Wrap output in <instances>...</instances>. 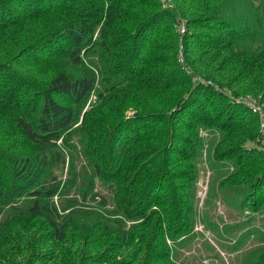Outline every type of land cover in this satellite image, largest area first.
Returning a JSON list of instances; mask_svg holds the SVG:
<instances>
[{"label": "trees", "instance_id": "trees-1", "mask_svg": "<svg viewBox=\"0 0 264 264\" xmlns=\"http://www.w3.org/2000/svg\"><path fill=\"white\" fill-rule=\"evenodd\" d=\"M172 2V8H166L161 0H0V127L6 118L26 139L28 147L37 150L35 155L25 156L6 146L0 155V168L7 170L0 171V205L9 208L0 223V264H19L15 248L23 243L30 244L26 250L37 249L30 250L20 264H163L171 257L167 236L176 244L193 239V206L187 204V194L181 190L185 186L177 179H196V167L191 162V174L185 178V171L180 172L177 165L182 159L194 160L203 142L199 138L193 141L177 130L179 123L186 124L185 116L190 121L192 117L199 119L201 112L212 115L213 102H209V109L197 105L192 97L180 98L182 84L178 77L184 71L179 68L171 73L155 69L150 74L145 69L137 72L134 62L149 59L162 45L156 44L160 38L169 40L168 49L174 56L181 36L175 32V20L181 16L187 24L181 40L185 73L188 68L190 73L193 71L187 76H204L213 84L208 87L220 86L234 94L262 93L264 100V0ZM33 3L38 6L33 8ZM149 29L151 35L146 34ZM41 45L50 47L48 53L54 57L49 63L60 66L45 86L28 79L32 78L36 59L31 52ZM15 51L26 73L7 61ZM98 52L105 63V67H98L106 77L103 90L97 89L96 72L85 67V57ZM174 59L171 68H176ZM124 75L132 79L119 92L115 88L117 77L122 78L120 82ZM164 80L170 81L165 84ZM9 81L13 98L1 92L2 83ZM160 84L171 85V89ZM96 92L102 99L108 92L129 100L133 107H147L149 112L141 110L140 116L145 119L146 113L150 117L142 129L139 124L132 128L131 123L110 113L117 123L104 145H98L99 137L93 138L94 147L81 153L87 164L79 169L67 144L75 135L84 147L89 144L86 136L91 130V112H82ZM60 98L68 99V103ZM240 106L243 113H248L249 109ZM3 111L7 115L4 119ZM154 117L159 119L148 124ZM163 120L166 129L159 139L161 146L135 151L133 147L144 139L143 135ZM247 148H233L231 152L243 163L264 155ZM67 153L70 160L63 180L54 174V168L65 166ZM97 180L109 185L108 193L95 191ZM233 181L220 184L221 200L244 211L237 198L256 195L260 210L264 174L256 186L249 188L237 187ZM36 222L49 228L45 233L53 234V241L73 243L78 252L72 257H67L65 250L58 257L53 253L46 256L47 252H37L48 243L41 231L30 234L27 229L16 235L8 231L24 230L27 224ZM204 222L218 230L211 220ZM231 229L229 225L223 227L226 233ZM100 234L116 236L105 248V255L89 252L91 245L100 243ZM260 241L261 245L244 253L240 264H264V234ZM206 249L214 250L212 246Z\"/></svg>", "mask_w": 264, "mask_h": 264}, {"label": "rangeland", "instance_id": "rangeland-1", "mask_svg": "<svg viewBox=\"0 0 264 264\" xmlns=\"http://www.w3.org/2000/svg\"><path fill=\"white\" fill-rule=\"evenodd\" d=\"M161 4L168 8L164 2ZM32 5L33 8L38 6L36 3H33ZM180 20L186 21L181 16H178L175 20V32L179 35V26L181 25ZM151 32L152 29H149L146 31V34L151 35ZM182 38L183 36H180V44L178 43L177 53H175L174 56H171L172 49H168V47L171 48L169 40L160 38L156 41V44L159 43L162 45L152 52L149 59L145 62L142 60L134 62L137 67V72L145 69V72L150 74L155 69H159L161 72L171 73L179 68L182 72L184 71V73L181 75L179 74L180 76L178 77L182 84V88H172L180 89L179 97H186L188 100L192 97L193 100L197 99V105H204L209 109V102H213L212 115L208 113V115L205 116L201 112L199 119L192 117V120L190 121L185 116V120L187 121L186 124H190L191 126L184 125L182 122L178 124L179 127L177 131L185 132L187 135L186 137H190L193 141H196L197 138H199L203 142V145L194 160L182 159V164L177 165V168H181L179 170L180 172L185 171L183 172L185 178H188L191 174V171L188 170L191 162H193L196 167V179L189 182L177 179L178 183L184 184L185 186L181 190L185 195L187 194V204L193 206V229H190L192 234L191 238L193 239L190 242L176 244L172 238L167 236V243L171 257H169L170 261L163 264H240V258L244 253L256 245H261L260 240L262 234H264V200L259 207L261 209L257 210V204L260 200L256 198V195L238 197L237 203L243 207V211L238 205V207L231 206L221 200L222 194L220 191V184H229L232 182L233 178L235 186H247L246 188H249L250 186H256V184L261 181V177L264 174V155L260 154L259 157H254V159H251L247 163H243L240 161L239 156L236 155L234 151H231L233 148L248 146L249 148L247 149L254 148L259 152L264 153V100H262V93L234 94L232 91L226 88L223 89L220 86H214L213 88L208 87L212 83L209 79L204 78V76L193 74V76L188 77L186 73L188 72V74L191 75L193 71L190 73L189 71H191V68H188L185 73V53L181 43ZM49 48L48 45H41L40 49L36 52H31L32 56L36 59L34 60L35 66L33 68L32 78L28 79L35 83L42 84L43 86H45L46 82L60 69V66L54 67L52 63H49L54 57L48 53ZM15 54L16 51L7 59V61L9 63H15L16 68L21 73H26L25 66H20L18 64L17 55L15 56ZM173 58H175L174 60L177 63V65H175L176 68H171V61ZM21 59H23V57ZM25 60L26 58L23 61ZM85 62V67L94 70L97 74V89L103 90V78L106 77L101 75L98 67L99 65L105 67V63L100 52L90 58L85 57ZM113 68L116 69L115 67ZM105 76H107L106 73ZM120 79L122 78L117 77L118 84L115 87L119 92L123 90L121 88L127 84V81L132 78H126L124 75V80L119 82ZM169 81L170 80H164L162 82L166 84ZM118 85L120 86L118 87ZM164 85H162V88H170L171 86ZM11 88L12 85L10 81L2 83V94L9 93L8 97L13 98V95L10 93ZM162 95L167 96L163 93ZM60 99L63 102L68 103V99ZM241 99L251 101L252 104L256 101L259 106H256V109L250 108L248 105L244 104ZM6 105L10 106V101H6ZM240 105L249 109L248 113H243ZM24 107L26 106H23V108ZM151 108H153V106H151ZM174 109L175 108H173V110ZM87 110L91 112L89 115V127H91V130L88 131L89 134L86 136L89 144H86V147H84L78 135H75L70 143L67 144L68 149L75 156L79 169L81 166L87 164V161L81 156V153L88 148L91 149L94 147L95 142L93 138L99 137L101 142L98 141V145H104L107 141H105L107 134L110 132V129L112 130L114 128V124L117 123L116 120H114V117H109L110 113L113 112L114 116L118 115V120H124V123H131L129 125H131L132 128L137 127L139 124L140 128L143 129V122H145L147 117H150V115L146 113H144L146 116L145 119L140 116L142 113L141 110L149 112L147 107H133L129 100L127 101L119 95L108 92L104 99L99 98L97 92L92 94L82 113ZM170 111L171 109L169 112ZM158 113L163 114V112ZM182 114L184 115V113ZM2 117L3 119L4 117H7L6 113H4ZM234 117L237 121H234ZM188 118L191 117L188 115ZM82 119L83 116L81 117L80 122ZM155 119H159V117L151 118L147 121L148 124H151L152 122V124H154ZM165 124L166 121L164 122V120L159 122L156 128H153L151 131L143 135L145 136L144 139L141 140L135 148L133 147V149L136 151L143 148L160 147L162 143H159V139L165 132L166 126L163 127ZM97 130L98 132H95ZM6 146L11 147L13 153L20 155L33 156L37 153V150L34 147H28L26 139L21 135L18 129L13 127V125L5 118L0 127V155L5 153ZM189 149L194 151L192 147H189L188 150ZM63 150L66 154V148L63 147ZM235 151L240 152L239 150ZM69 160V153H67L65 166L60 164L54 168V174L60 179L64 180L67 177ZM0 171L7 173V170L4 167H1ZM95 191L108 193L109 185H104L100 180H97ZM71 195H74V192ZM55 200L60 204L59 197H56ZM244 203H246L247 207ZM6 209L9 208L1 207L0 205V223L6 219ZM204 220H211L214 222L218 226V230L216 231L207 227ZM224 225H229L233 227V229L226 233L223 231ZM23 229L24 230L11 228L8 230V228H5V230L12 232L13 235L25 233L28 230L30 234L35 233L36 231L44 233L45 239L48 243H45V246L39 248L37 252H40V254L47 252L46 256L48 253H53L55 255L54 257H58L65 250L67 254L66 256L72 257L75 252H78L76 245L73 243L65 242L63 244L53 241L54 235L51 233H45V231L49 230L47 226H41L36 222L33 224H27ZM23 237L27 240L24 235ZM100 237V243H94L91 245L89 252L93 254L97 253L98 255H105L107 252L105 248H108L107 246L110 244V241L115 239L116 236H102L100 234ZM29 246L30 244L26 246V244L23 243L20 247L15 248L17 249L16 260L19 264L23 262L24 258L28 257L27 254L28 252L30 253L31 249L26 250V248ZM206 246H212L214 250L209 251L206 249ZM36 249L37 247L32 248L31 252ZM108 253L111 254L112 252L109 251Z\"/></svg>", "mask_w": 264, "mask_h": 264}, {"label": "built area", "instance_id": "built-area-1", "mask_svg": "<svg viewBox=\"0 0 264 264\" xmlns=\"http://www.w3.org/2000/svg\"><path fill=\"white\" fill-rule=\"evenodd\" d=\"M162 2H164V4L169 8H172L173 6L172 0H162ZM180 22H181V25L179 26L180 27L179 32H180V35L182 36L186 32V23L184 20H180ZM241 101H243L244 104L248 105L250 108L256 109V106H259V104L256 101L254 104H252L251 101H246L243 99H241Z\"/></svg>", "mask_w": 264, "mask_h": 264}]
</instances>
